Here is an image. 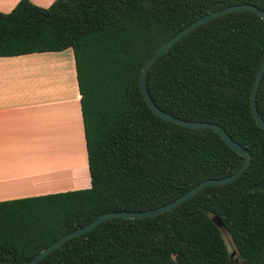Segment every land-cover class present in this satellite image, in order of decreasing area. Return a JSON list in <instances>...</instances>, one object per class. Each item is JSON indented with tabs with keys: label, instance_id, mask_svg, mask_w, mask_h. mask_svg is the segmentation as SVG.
Segmentation results:
<instances>
[{
	"label": "trees",
	"instance_id": "obj_1",
	"mask_svg": "<svg viewBox=\"0 0 264 264\" xmlns=\"http://www.w3.org/2000/svg\"><path fill=\"white\" fill-rule=\"evenodd\" d=\"M243 3L264 10V0H18L0 11V56L73 50L90 176L86 188L0 201V264H27L104 212L156 208L239 168L244 157L213 129L153 112L140 74L180 29ZM263 59L264 21L252 10L203 23L158 58L146 76L153 102L220 125L249 151V167L155 216L108 218L37 264H264V128L250 107ZM256 107L264 120V74Z\"/></svg>",
	"mask_w": 264,
	"mask_h": 264
},
{
	"label": "crops",
	"instance_id": "obj_2",
	"mask_svg": "<svg viewBox=\"0 0 264 264\" xmlns=\"http://www.w3.org/2000/svg\"><path fill=\"white\" fill-rule=\"evenodd\" d=\"M89 186L73 50L0 56V201Z\"/></svg>",
	"mask_w": 264,
	"mask_h": 264
},
{
	"label": "water",
	"instance_id": "obj_3",
	"mask_svg": "<svg viewBox=\"0 0 264 264\" xmlns=\"http://www.w3.org/2000/svg\"><path fill=\"white\" fill-rule=\"evenodd\" d=\"M239 10H252L256 12L260 18L264 21V10L260 9L259 7L249 4V3H243V4H234L229 5L220 9L212 10L198 19L192 21L182 29H180L177 33H175L173 36H171L169 39L164 41L161 45H159L154 53L147 59V61L144 63L141 74H140V88L143 93V96L149 105V107L152 109L153 112H155L160 117L172 121L174 123H177L179 125H183L186 127L191 128H211L214 131H216L222 139L237 153H239L241 156L244 157L242 164L239 166L238 169H236L232 174L220 177V178H208L205 180L200 181L198 184L193 186L191 189L180 195L179 197L175 198L172 201H169L161 206H158L156 208L147 209V210H120V211H108L100 214L95 219L87 223L86 225L82 227H78L72 231H69L62 236H60L58 239L54 240L52 243H50L48 246L44 247L39 253H37L35 256H33L27 264H37L42 258H44L47 254H49L52 250L63 244L68 239L78 236L80 234H83L87 232L88 230L94 228L104 220L111 218V217H123V218H136V217H146V216H155L159 213H162L166 210L172 209L178 205H180L182 202L186 201L193 195L200 192L202 189H204L208 185H220V184H226L229 182L234 181L237 177H239L250 165L251 163V155L248 150H246L240 143L234 141L227 133L226 131L218 124L207 122V121H195V120H185L178 117H175L171 115L170 113L165 112L164 110L160 109L151 99V96L147 90L146 87V76L147 73L152 66V64L161 56H163L165 53L168 52V50L177 42L179 41L183 36H185L187 33H189L191 30L195 29L196 27L202 25L203 23L226 13H230L233 11H239ZM264 74V59L261 62L260 66L258 67V70L254 76V80L251 87V93H250V107L251 112L253 115V118L255 119L256 123L264 128V120L261 118L258 109L256 107V95L259 88L260 81L262 79V76ZM212 221L219 227L223 228L222 221L217 216H212Z\"/></svg>",
	"mask_w": 264,
	"mask_h": 264
},
{
	"label": "rangeland",
	"instance_id": "obj_4",
	"mask_svg": "<svg viewBox=\"0 0 264 264\" xmlns=\"http://www.w3.org/2000/svg\"><path fill=\"white\" fill-rule=\"evenodd\" d=\"M225 241H226V243H227V245H228V247L230 248V241H229V237L227 236V235H225Z\"/></svg>",
	"mask_w": 264,
	"mask_h": 264
}]
</instances>
